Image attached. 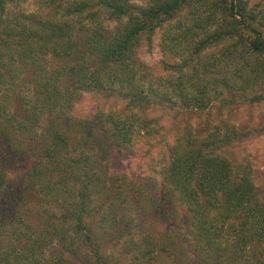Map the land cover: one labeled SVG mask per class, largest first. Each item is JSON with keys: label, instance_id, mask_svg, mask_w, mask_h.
<instances>
[{"label": "trees", "instance_id": "obj_1", "mask_svg": "<svg viewBox=\"0 0 264 264\" xmlns=\"http://www.w3.org/2000/svg\"><path fill=\"white\" fill-rule=\"evenodd\" d=\"M24 1L0 0V264H123L101 230L115 248L125 239V264H264V191L223 154L236 126L188 123L160 193L110 164L160 132L154 109L201 118L264 102V1ZM163 27L172 75L151 81L138 50ZM87 93L127 104L77 117Z\"/></svg>", "mask_w": 264, "mask_h": 264}, {"label": "rangeland", "instance_id": "obj_2", "mask_svg": "<svg viewBox=\"0 0 264 264\" xmlns=\"http://www.w3.org/2000/svg\"><path fill=\"white\" fill-rule=\"evenodd\" d=\"M251 5H257L264 0H248ZM135 4L140 6H146L150 3V0H134ZM28 12L37 11L40 8L39 0H26L21 6ZM185 16V13L183 14ZM178 18L173 26L182 20ZM189 18L186 22H189ZM192 22V21H191ZM189 22V23H191ZM115 26V23H112ZM167 28V27H166ZM165 33V27L158 30L153 36L151 43L145 42L138 50L139 59L145 63L150 69V80L153 77L168 78L172 73L167 72L166 64L169 61L166 53L161 49V43ZM215 50H210L208 53H212ZM126 101L118 98L108 99L102 94H84L83 100L77 103L74 109V114L77 117H101V113H108L110 111H120L126 106ZM151 118L158 119L161 126L160 132L155 135H144L136 138L133 144L125 146L118 154L111 157V167L117 173H125L133 181L146 185L150 188L153 182L156 181L158 185L155 189L160 193L162 182V171L164 166L169 160L170 150L174 146L177 136L183 132L184 127L191 123V131L196 133L198 127H201L208 119H211V123L219 124L221 121H227L231 125L237 127L241 131L242 135L236 136L232 143L223 147V154L228 156L229 159L239 163L247 169L252 175L253 179L257 183L258 189L264 191V102L260 104H241L233 105L231 108L219 110L217 107L212 109L211 115H203L201 118L193 116H179L178 119L174 118V113L163 110L161 108L154 109L148 113ZM222 126V125H221ZM241 129V130H240ZM224 132V131H223ZM186 133V132H185ZM7 153L10 154L7 149ZM11 155V154H10ZM23 156V155H22ZM25 156V155H24ZM26 157V156H25ZM27 158V157H26ZM23 168H27L29 163L28 159L20 158ZM149 182V183H147ZM29 203L31 208L33 205ZM96 206V205H95ZM34 208L33 221L36 224L40 223L38 209ZM108 217H111L110 210L106 207L102 211ZM100 216V213H98ZM95 220L97 221L96 215ZM123 227L120 224L119 227ZM165 229L164 225H154V231ZM115 232H106L101 230L100 236L108 251H117L118 255H122V263L125 264V255L122 250L125 247V239H121L118 248H115ZM115 234V235H114ZM138 239L141 234H138ZM113 239V240H112ZM117 243V242H116ZM103 244V243H101ZM141 264H148V261L142 260ZM79 264H88L80 261Z\"/></svg>", "mask_w": 264, "mask_h": 264}]
</instances>
